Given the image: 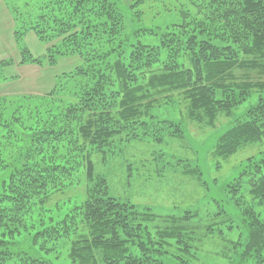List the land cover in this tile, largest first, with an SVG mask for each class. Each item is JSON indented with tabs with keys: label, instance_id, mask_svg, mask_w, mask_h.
I'll use <instances>...</instances> for the list:
<instances>
[{
	"label": "trees",
	"instance_id": "1",
	"mask_svg": "<svg viewBox=\"0 0 264 264\" xmlns=\"http://www.w3.org/2000/svg\"><path fill=\"white\" fill-rule=\"evenodd\" d=\"M134 4L139 15L148 9L154 17L180 20L171 18L156 30L134 27L133 8L121 0H11L18 60H0L3 79L11 67H54L69 56L79 63L54 75L45 94L19 101L0 96V170L8 173L0 220L5 212L22 211L26 191L51 190L76 173L79 166L64 160L32 161L48 148H62L84 161L90 180L96 177L82 205L87 230L73 233L72 264H190L205 258L195 233L209 231L230 238L222 239L227 264H264V150L247 157L224 189L236 211H227L226 199L217 200L203 221H194L188 211L163 216L121 202L105 193L104 177L91 163L94 157L105 159L112 145L119 151L133 141L148 145L157 174L188 168L200 173L185 140V123L191 122L224 129L210 150L214 159L264 144V0ZM148 35L156 36L155 42H144ZM28 39L41 47L39 54ZM222 118L227 120L220 123ZM35 234L45 240L65 236L66 220ZM7 243L0 235V264L12 255ZM24 262L47 264L32 256Z\"/></svg>",
	"mask_w": 264,
	"mask_h": 264
},
{
	"label": "rangeland",
	"instance_id": "2",
	"mask_svg": "<svg viewBox=\"0 0 264 264\" xmlns=\"http://www.w3.org/2000/svg\"><path fill=\"white\" fill-rule=\"evenodd\" d=\"M20 1V0H19ZM37 2L38 0H34ZM125 5L132 7L134 12L136 0H121ZM176 4L185 0H167ZM11 0H0V60L9 57L18 60L17 49L14 45L13 19L8 8ZM146 9L143 14L134 12L135 26L154 28L155 25L164 26L169 20L179 21V17H169L165 15L154 17ZM172 12L169 13V15ZM153 17V18H152ZM137 20V21H136ZM131 30V29H128ZM131 32V31H130ZM156 36L148 35L143 38L146 43L155 42ZM34 54H39L41 47L30 39L25 40ZM79 63L77 57L59 58L54 67H38L34 65H23L17 68L5 69L6 79L0 74V96L19 101V97L34 94L39 96L45 94L54 84V75L72 69ZM4 69H1L2 72ZM254 76L253 73H250ZM13 75L14 78H11ZM255 98V95L250 96ZM248 100H254L248 98ZM163 113H166L162 110ZM240 112V111H239ZM239 112H235L236 116ZM227 118H222L220 123H224ZM219 124L214 128L205 126L203 123H185V140L188 143L191 163L197 165L199 172L188 168L183 172H164L157 174V165L152 162L149 155L148 145L143 142L128 141L122 144L118 151L117 146L112 145L108 150L109 154L104 159L101 156L94 157L91 163L95 166V173L104 177L105 193L117 198L121 202L136 205L144 209L146 207L152 213L169 216L180 213L190 212L195 214L194 221H203L207 211L214 207L218 201L224 202V206L229 213L236 211L229 194L226 196L225 187L239 173L241 164L247 157L256 155L259 150H264V144H251L235 152L226 160L214 159L211 157L210 150L224 129ZM29 144V142H28ZM35 144V143H34ZM36 145V144H35ZM60 145V144H58ZM47 147L46 144L43 145ZM55 144H50V147ZM16 146L11 149V156L18 155ZM194 148V151H193ZM165 150V146L163 147ZM62 148L57 151L45 150L40 156L33 155L32 161H55L64 160L70 164H77L79 167L73 176L62 180L55 188L46 190L26 191L24 198V208L22 211L5 212L0 220V235L7 243V252L12 253L5 264H25V256L42 257L47 264H72V238L73 233L78 236L86 232L81 221L82 205L86 201L91 189L94 188V177L90 180L86 176L84 161L73 152L62 153ZM166 153V152H165ZM184 152L181 150L179 155ZM19 154H21L19 152ZM22 155V154H21ZM66 155V156H64ZM46 158H48L46 160ZM79 163V164H78ZM242 172V170L240 171ZM8 173L5 169L0 170V192H5L4 182ZM98 180H96V183ZM20 192L22 189L19 190ZM231 199V201L229 199ZM19 198V197H18ZM218 200V201H217ZM9 207L14 210L11 203ZM226 202L228 204H226ZM232 202V203H231ZM23 204V203H22ZM232 208H231V207ZM234 210V211H233ZM146 211H148L146 209ZM218 215L213 216L216 219ZM198 217H200L198 219ZM65 219L68 234L57 237L55 240L34 238L36 231L40 229L52 228L56 222ZM201 223L202 222H198ZM193 240L201 246L202 260L191 261L190 264H227L224 259L222 246H227L222 239H230L223 235L220 239L214 232L195 233ZM191 239L190 237H188ZM191 241L194 242V241ZM204 260V261H203ZM206 260V261H205Z\"/></svg>",
	"mask_w": 264,
	"mask_h": 264
}]
</instances>
